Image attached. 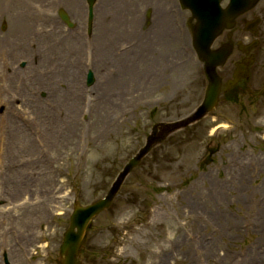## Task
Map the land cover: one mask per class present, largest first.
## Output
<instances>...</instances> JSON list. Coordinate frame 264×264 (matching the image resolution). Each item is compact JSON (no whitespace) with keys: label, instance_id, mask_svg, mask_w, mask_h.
I'll use <instances>...</instances> for the list:
<instances>
[{"label":"rangeland","instance_id":"obj_1","mask_svg":"<svg viewBox=\"0 0 264 264\" xmlns=\"http://www.w3.org/2000/svg\"><path fill=\"white\" fill-rule=\"evenodd\" d=\"M71 1L70 11L86 12L84 0ZM255 10L262 21L253 91L237 102L221 101L153 147L93 221L83 264H264V0ZM31 24L37 33L52 34L46 30L51 23ZM1 35L8 42L0 46V102L8 92L2 102L17 104L8 105L7 114L0 108V264L5 254L8 264H59L75 202L103 197L156 122L183 118L201 103L203 65L186 29L181 51L174 44L145 64L122 53L117 60L106 57L99 72L88 52L93 86L82 88V74L77 85L75 76L66 84L52 75L57 102L61 85L72 97L58 115L49 90L16 85L17 78L33 76V66L19 69L24 57L11 44L17 36ZM79 55L81 69L84 50ZM62 58L52 46L46 61Z\"/></svg>","mask_w":264,"mask_h":264},{"label":"water","instance_id":"obj_2","mask_svg":"<svg viewBox=\"0 0 264 264\" xmlns=\"http://www.w3.org/2000/svg\"><path fill=\"white\" fill-rule=\"evenodd\" d=\"M90 1L93 2V0H90ZM189 3L194 9H196V11L199 8V14H201L200 9L205 10L204 15H206V19L203 22L201 31L198 33V43L200 45V50L204 52L209 58L212 57L213 61L214 60L216 61L218 56L216 55L211 56V53H209L208 51L209 44L211 43L213 37L215 36L214 20L216 17V12L209 9V7H205L206 0H189ZM203 18L205 17L203 16ZM211 19H214V20H211ZM209 75L210 77H212V79L214 78V81H215V76H214L212 69ZM91 81H92L91 74H89V82ZM217 93H218V89L212 83L211 87L208 88L207 96H206V100L204 104L199 108V110L196 112V114H194V116H192L191 118L183 122L167 124L165 125L166 128L174 129V128L181 126V124H185L187 122H190L192 120H195L201 117L208 109H210L214 105L216 101ZM148 149H149V145L146 146L137 157L133 158L130 161V163L126 166V169L124 170V172L118 178V181L116 182V186L120 184L125 174L130 170V168L139 160V158ZM114 191L115 189L111 191L110 195L106 199L101 200L92 206H89L87 208H81V207L76 208V210L74 211L72 215L71 226L65 234L64 242L61 247V254L65 255L63 264H78L76 262V256L78 254L79 247H80L87 223L93 215H95L97 212H99L100 210H102L104 207H106L109 204V201L111 200V197ZM74 227L78 228V232L74 231Z\"/></svg>","mask_w":264,"mask_h":264},{"label":"bare ground","instance_id":"obj_3","mask_svg":"<svg viewBox=\"0 0 264 264\" xmlns=\"http://www.w3.org/2000/svg\"><path fill=\"white\" fill-rule=\"evenodd\" d=\"M164 16H166L165 12L162 10L160 11V13H157V17H158V21L160 22H163V19H164ZM169 27L170 25L168 24L166 26V29L164 32H162L164 35H168L169 36ZM169 40L168 38L165 37V41ZM129 56V55H128ZM75 61V60H74ZM73 61V62H74ZM46 62H37L35 64V66L33 67V76L30 75H25L23 77V84H22V87H35V89H38V88H44L43 86H47L48 84H50V82H48V79L44 80V84H43V79H41L42 75H43V71H40L38 72V70H42V69H45L46 71ZM16 71H14L7 79H6V83L8 84H12V81H11V77L14 76ZM17 72H23V71H19V69H17ZM61 76L62 78L60 79V81L64 82L67 84V82H69V78L67 76V72L65 69L62 70L61 72ZM0 90H2L0 88ZM4 94V93H3ZM48 96L51 98V100H53V103H56L58 105V102L56 100V95L54 94V92L52 91V89L49 88V94ZM47 98V97H46ZM69 99H70V94H69V91L64 90L63 93L61 94V108H65V110L67 109L68 105L69 104ZM2 103V101L0 102ZM51 110L54 114H58V115H62L60 112H59V106H56V105H51ZM9 112V110L6 112V114ZM66 114V113H65ZM64 114V115H65ZM61 130H64V132L67 134V137H68V132H69V129H68V123H67V120L64 118V122H63V126H62V129Z\"/></svg>","mask_w":264,"mask_h":264},{"label":"flooded vegetation","instance_id":"obj_4","mask_svg":"<svg viewBox=\"0 0 264 264\" xmlns=\"http://www.w3.org/2000/svg\"><path fill=\"white\" fill-rule=\"evenodd\" d=\"M12 2H15L14 0H12ZM16 8V6H6V5H1V16L4 17L5 15L7 14H10L12 13V11H14ZM46 20L49 19V17H45ZM51 23L54 25L55 28H61L62 26L64 27V24L63 22L60 20V19H56V18H52L51 19ZM102 20H99V27H100V30L102 29ZM11 35H19V32L17 31H12ZM100 44L102 43V36L100 35ZM8 40H2V43L3 44H7ZM13 42H11L12 44ZM243 59V55H241V60Z\"/></svg>","mask_w":264,"mask_h":264}]
</instances>
